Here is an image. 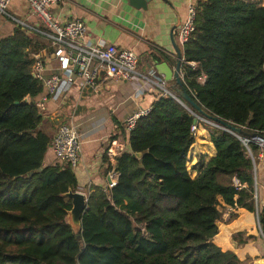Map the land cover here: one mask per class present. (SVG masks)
<instances>
[{
    "label": "trees",
    "instance_id": "1",
    "mask_svg": "<svg viewBox=\"0 0 264 264\" xmlns=\"http://www.w3.org/2000/svg\"><path fill=\"white\" fill-rule=\"evenodd\" d=\"M198 6L181 88L242 136L264 133V5ZM44 49L52 51L22 26L0 40V264H244L264 257L255 245L264 234L259 147L249 155L240 138L215 129L217 154L192 178L195 116L171 94L137 121L130 150L116 159L117 186L89 191L75 232L66 196L79 188L75 170L69 161L45 164L52 139L38 129L43 83L32 65ZM221 201L236 208L228 220Z\"/></svg>",
    "mask_w": 264,
    "mask_h": 264
},
{
    "label": "crops",
    "instance_id": "2",
    "mask_svg": "<svg viewBox=\"0 0 264 264\" xmlns=\"http://www.w3.org/2000/svg\"><path fill=\"white\" fill-rule=\"evenodd\" d=\"M198 1L152 0L147 9L134 6L130 0H73L53 6L54 16L61 23L68 20L84 22L92 43L133 49L139 57L135 78L102 80L97 90H83L81 84L75 82L57 101L50 99L47 110L41 112L42 120L38 129L44 130L52 139L45 159L46 165L59 162L53 149L59 126L71 121L81 127V153L74 169L79 184L77 191L88 197L89 191L94 188L106 190L109 171L107 151L114 141L128 144L129 133L124 127L126 119L137 110L150 108L160 97L177 91L174 73L177 72L178 53L173 41L178 44L184 63V46L178 41L179 28L187 18L190 4ZM246 1L264 5V0ZM19 26L51 48V52L47 49L40 52L47 54L45 59L50 69L45 75L49 77L60 73L61 63L53 56L56 48L52 46L41 19L33 12L28 0L11 1L7 14L0 18V40L12 35ZM183 63L179 72L182 80ZM71 112L76 116L71 115ZM202 122L199 136L188 153L187 166L192 178L200 175L201 163L207 164L217 154L211 141L213 130L208 131ZM262 157L264 154H260ZM221 202L223 218L228 220L236 208ZM231 241L237 246L236 241ZM255 245L264 256L262 231ZM244 264H264V257Z\"/></svg>",
    "mask_w": 264,
    "mask_h": 264
},
{
    "label": "built area",
    "instance_id": "3",
    "mask_svg": "<svg viewBox=\"0 0 264 264\" xmlns=\"http://www.w3.org/2000/svg\"><path fill=\"white\" fill-rule=\"evenodd\" d=\"M12 0H0V18L7 14ZM33 12L39 16L44 27L45 34L50 37L51 44L56 48L53 53L55 59L61 63L60 73H54L47 77L49 70L45 57L47 54L34 55L35 62L32 65V74L43 83V92L36 98L35 103L40 112L47 110V103L59 99L69 91L75 82H79L83 90H97L102 80H131L137 75L139 57L133 49L118 48L114 44L100 45L90 41L88 27L81 20H68L61 23L54 16L53 6L65 4L73 0H28ZM198 2L190 4L186 20L179 28L178 41L181 46L190 40L195 31V20L198 12ZM190 65H195L194 62ZM101 70L106 75L100 80ZM151 108L135 111L125 121V130L130 133L134 130L137 121L150 113ZM198 120L191 127V133L195 141L199 136L200 122ZM247 153L252 155L251 146L257 145L264 154V133H255L250 136L240 137ZM53 149L59 161H69L75 169L78 165L81 153L80 132L77 127L69 124H61L53 141ZM130 145L123 141H114L108 149V184L107 189L117 186L120 172L115 168L119 155L128 152ZM236 184L238 180L234 179ZM106 189V190H107Z\"/></svg>",
    "mask_w": 264,
    "mask_h": 264
},
{
    "label": "water",
    "instance_id": "4",
    "mask_svg": "<svg viewBox=\"0 0 264 264\" xmlns=\"http://www.w3.org/2000/svg\"><path fill=\"white\" fill-rule=\"evenodd\" d=\"M131 3L138 7V8H144L147 9L149 3L152 0H130ZM173 46L175 48V50L178 53V65H177V72L174 73V78L177 80V91L180 94V97L177 96L175 93L171 94L186 110H188L191 114H193L195 116V120L194 122L196 123L198 120H204V121H208L211 124H214L216 126L219 127V129H223L226 130L232 134H234L235 136H237L238 138L241 137L242 135V129L240 127L234 126L231 122L226 121L224 119H221L217 116L211 115L209 113H207L191 96L188 92H186L185 90H183L182 84H183V80L180 77V69H181V64L183 63V56H182V52L179 49L178 44L173 41ZM106 75V71L105 70H101L100 72V80L103 79V77ZM168 75V73H167ZM34 76V75H33ZM169 76V75H168ZM170 77V76H169ZM185 99L184 100H182ZM29 101V98L26 97L23 100V103H27ZM16 104H18L19 102L16 101ZM41 116V114H40ZM136 156V155H135ZM138 156H140V154H138ZM253 162L255 164V159L252 156ZM258 185L257 183V179H256V186ZM67 197L72 199V210L69 212L68 215V222L72 225L73 229L75 230V232L79 233L81 231V226H82V218L86 212V210L88 209V197L86 196L85 193L81 192V191H70L66 194ZM263 233V232H262Z\"/></svg>",
    "mask_w": 264,
    "mask_h": 264
},
{
    "label": "rangeland",
    "instance_id": "5",
    "mask_svg": "<svg viewBox=\"0 0 264 264\" xmlns=\"http://www.w3.org/2000/svg\"><path fill=\"white\" fill-rule=\"evenodd\" d=\"M45 39H47L46 37H44V40ZM46 41V40H45ZM49 41V40H48ZM71 115H73L74 117L76 116V115H74L72 112H71ZM69 118H70V116H69ZM71 120H72V118H70ZM74 120H75V118H74ZM73 120V121H74ZM71 122V121H70ZM70 122H66V123H69V125H74V124H72V123H70ZM202 125L204 126V128H206V129H208V131H211V130H215V129H219V127L218 126H216V125H212L210 122H208V121H203L202 122ZM74 126H76L77 127V130L80 132V134L82 133V131H81V127L80 126H78L77 125V123L74 125Z\"/></svg>",
    "mask_w": 264,
    "mask_h": 264
}]
</instances>
